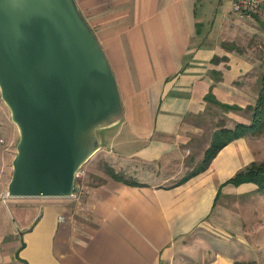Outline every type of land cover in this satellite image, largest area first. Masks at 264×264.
Segmentation results:
<instances>
[{
  "label": "crops",
  "instance_id": "crops-1",
  "mask_svg": "<svg viewBox=\"0 0 264 264\" xmlns=\"http://www.w3.org/2000/svg\"><path fill=\"white\" fill-rule=\"evenodd\" d=\"M74 1L124 114L101 134L72 195L0 200V264H264L250 251L264 239L248 240L264 192L225 184L264 161V134L230 142L183 181L194 168L177 170L203 157L215 130L251 122L264 54L248 36L264 16L234 13L233 0ZM210 93L240 109L226 111Z\"/></svg>",
  "mask_w": 264,
  "mask_h": 264
},
{
  "label": "water",
  "instance_id": "water-1",
  "mask_svg": "<svg viewBox=\"0 0 264 264\" xmlns=\"http://www.w3.org/2000/svg\"><path fill=\"white\" fill-rule=\"evenodd\" d=\"M0 97L18 131L10 197H66L124 106L74 0H0Z\"/></svg>",
  "mask_w": 264,
  "mask_h": 264
},
{
  "label": "rangeland",
  "instance_id": "rangeland-1",
  "mask_svg": "<svg viewBox=\"0 0 264 264\" xmlns=\"http://www.w3.org/2000/svg\"><path fill=\"white\" fill-rule=\"evenodd\" d=\"M237 14V13H236ZM240 15V14H238ZM255 22H253V25L255 28H257L259 31L256 32L248 43H250L251 46H256V50L253 52L257 56H261L262 53L264 54V20L260 19V22L256 19H254ZM252 28V27H251ZM247 40V39H244ZM243 40V41H244ZM242 39H239L240 47H244ZM223 128V127H222ZM220 129V128H219ZM211 135V142L213 140L214 134L216 131ZM106 129H101L99 132L100 134L104 135L107 133ZM210 136V134L208 135ZM18 140V131L14 123L10 120V113L4 102L2 101L0 97V200L5 197H10L7 195V184L11 177V171H12V159L14 157V154L16 152L15 146ZM264 146V142H263ZM97 153V152H96ZM96 153L90 157L86 163L81 167L82 171L84 172V167L86 168L90 162L95 161V155ZM204 157V154H203ZM201 157L199 160H194V157L191 160H186L183 163H179L177 166V170H179V173H183L186 175L191 169H195L197 165H199L203 159ZM81 172L80 178H83L84 173ZM264 192V191H263ZM243 201V199H241ZM245 202V201H243ZM260 209L256 213V224H258V232L255 231L254 233L248 235V240L255 241L258 239L262 240L264 239V202L261 203ZM247 238V235H246ZM247 246V244H244ZM254 246V247H253ZM250 249V251H260V254L262 258L264 259V243L254 244ZM257 249V250H256Z\"/></svg>",
  "mask_w": 264,
  "mask_h": 264
},
{
  "label": "trees",
  "instance_id": "trees-1",
  "mask_svg": "<svg viewBox=\"0 0 264 264\" xmlns=\"http://www.w3.org/2000/svg\"><path fill=\"white\" fill-rule=\"evenodd\" d=\"M256 18L259 20L258 17ZM224 45L229 49H238L234 43H225ZM259 84L260 90L255 104L247 107L252 112L251 122L237 123L234 128L223 127L216 131L210 146L204 153L201 163L197 165L196 169L183 177L181 179L182 181L206 170L217 153L230 142L245 136L256 137L264 134V69L260 75ZM207 99L214 100L212 93L207 96ZM214 102L226 111L240 109L237 105L224 104L215 100ZM115 177L119 178L116 174ZM246 182H253L258 185L260 191H264V161L250 163L244 169L238 171L233 177L228 179L225 184L232 183L234 185H240Z\"/></svg>",
  "mask_w": 264,
  "mask_h": 264
},
{
  "label": "built area",
  "instance_id": "built-area-1",
  "mask_svg": "<svg viewBox=\"0 0 264 264\" xmlns=\"http://www.w3.org/2000/svg\"><path fill=\"white\" fill-rule=\"evenodd\" d=\"M232 10L240 15L264 16V0H233ZM81 172L83 171L80 168L76 173V180L80 177Z\"/></svg>",
  "mask_w": 264,
  "mask_h": 264
}]
</instances>
